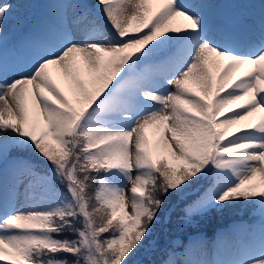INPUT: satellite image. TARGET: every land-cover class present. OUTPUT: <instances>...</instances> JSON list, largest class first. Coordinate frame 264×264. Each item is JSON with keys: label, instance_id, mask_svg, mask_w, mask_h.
Listing matches in <instances>:
<instances>
[{"label": "snow or ice", "instance_id": "1", "mask_svg": "<svg viewBox=\"0 0 264 264\" xmlns=\"http://www.w3.org/2000/svg\"><path fill=\"white\" fill-rule=\"evenodd\" d=\"M45 6L7 48L16 6L0 3V262L138 264L193 185L186 221L264 217V119L247 122L264 113V0L231 17L216 0ZM186 264H264V223L228 258Z\"/></svg>", "mask_w": 264, "mask_h": 264}, {"label": "trees", "instance_id": "2", "mask_svg": "<svg viewBox=\"0 0 264 264\" xmlns=\"http://www.w3.org/2000/svg\"><path fill=\"white\" fill-rule=\"evenodd\" d=\"M196 185H193L192 192L185 200H180L173 197L169 202V215L165 217L163 225H157L154 235L153 243L150 248L141 250L136 256L138 264H152L151 262L156 259L160 254L165 251L158 252V246H162L167 239V233L174 238H181L183 240H189L195 236L208 235L211 230L218 227L219 225H224L228 223L231 218L239 214H249L254 211V205L245 208H233L224 209L222 211H212L203 217H194L192 221L185 222L183 209L186 204L194 201L201 194L200 191H195ZM94 196V190L91 193ZM185 242V241H184ZM183 249L180 247L179 250ZM71 259V257H69ZM162 258H158L155 264L162 261Z\"/></svg>", "mask_w": 264, "mask_h": 264}, {"label": "rangeland", "instance_id": "3", "mask_svg": "<svg viewBox=\"0 0 264 264\" xmlns=\"http://www.w3.org/2000/svg\"><path fill=\"white\" fill-rule=\"evenodd\" d=\"M88 1H89V3H94V0H88ZM229 1H231V2L227 3ZM3 2H8V3L15 4L16 10L13 13V15L14 14H18L21 8L26 7L25 5H32V3L29 2L28 0H4ZM48 2H49V0L47 2H45L38 11H35V13L37 15H38V13L39 14L47 13L49 11V9L45 5ZM216 2L218 4H220V5H222L223 8L224 7L225 8L226 7L232 8V7H229V5H233V4L238 3L236 0H216ZM155 7H156V5H153V9H155ZM218 11L222 12V10H219V9H218ZM26 12L27 11L21 12L20 16H23ZM13 15L9 19L8 25H7L6 30H5L7 38L12 36L11 33H12V30H13V27L10 28V26H11V24L14 21ZM39 18H41V20H42L41 16ZM41 20H38V22L40 23ZM32 22H33V20L30 23H32ZM184 23L185 22L182 19H178L176 22H174V26L182 27ZM35 27L36 26H34L33 28L30 27V28L23 29L19 34H17V38L15 39V41L19 44L21 41H23L25 39L26 35L31 30H33ZM52 71H53L54 75L59 76V74L57 73L56 69H53ZM237 75H241V73H238ZM228 114H231V113H228ZM261 119H264V113H256L254 116L250 117L247 122H249V123H258V122H260ZM149 136H150V140H153V142L155 143V138L153 136V130L152 129L149 130ZM128 187H130V186H128ZM21 193H23V189L21 190ZM128 195H131V193L129 192ZM129 211H131L130 207H129ZM256 212H260L261 213L260 208ZM189 223L190 222H188L187 224H189ZM235 230L238 231L242 236H245L246 238L248 236V238H249L250 233L247 231L246 223L237 224ZM58 238H62V237H58ZM68 238L75 239V236L68 235ZM234 238H235L234 235L231 232H229V231L223 233V235L220 238V240L222 242H227L226 247L229 249V251L231 253L238 246L233 241ZM188 247H189V249L187 248V253H188L189 257H191V255H192V256H196L200 260H207V261H212V260L216 259L215 256L212 253V250H211V247H210L208 241L206 239H201L200 236L193 238V240L189 242ZM231 253H229V256H230ZM174 259L176 261V264H182L179 254H174ZM0 264H5V262H0Z\"/></svg>", "mask_w": 264, "mask_h": 264}]
</instances>
